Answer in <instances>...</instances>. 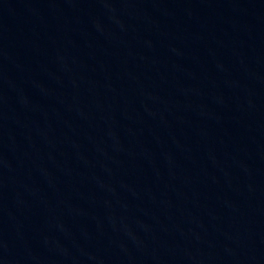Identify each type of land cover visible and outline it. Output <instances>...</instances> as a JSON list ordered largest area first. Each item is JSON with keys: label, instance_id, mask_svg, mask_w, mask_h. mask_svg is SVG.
<instances>
[{"label": "water", "instance_id": "obj_1", "mask_svg": "<svg viewBox=\"0 0 264 264\" xmlns=\"http://www.w3.org/2000/svg\"><path fill=\"white\" fill-rule=\"evenodd\" d=\"M0 264H264V0H0Z\"/></svg>", "mask_w": 264, "mask_h": 264}]
</instances>
